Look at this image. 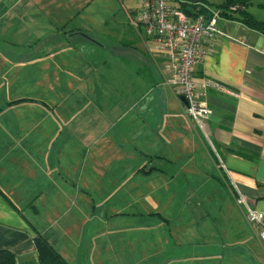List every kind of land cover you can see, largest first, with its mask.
Segmentation results:
<instances>
[{
    "label": "crops",
    "instance_id": "crops-1",
    "mask_svg": "<svg viewBox=\"0 0 264 264\" xmlns=\"http://www.w3.org/2000/svg\"><path fill=\"white\" fill-rule=\"evenodd\" d=\"M60 1L49 0L54 4ZM125 1L119 2L130 24L138 5L128 7ZM43 3L46 10L47 0ZM40 4L41 0H1L0 42L4 34L10 37L18 29L15 38L24 43L19 35L31 22L36 26L34 17L41 16L43 9ZM51 10L54 14L57 11ZM51 10L44 13L49 22L45 25L51 30L37 38L28 36L23 59L10 60L5 54L0 59V90L3 89L0 95V249L15 254L17 264H37L34 236L40 232L54 243L69 264H218V259L223 264H239L242 244L245 247L247 243H255L264 250L256 230L246 220V208L238 202L239 191L248 198L252 208L264 212V34L242 22L219 16L220 35L214 49L195 66V75L220 82L229 89V92L212 89L205 97L212 111L205 124L212 149L185 115L184 102L169 83L171 76L165 68V59L141 27L130 24L137 40L127 37L118 40L126 52L131 53L130 48L138 47L150 57L151 62H141V67H148L140 75L141 80L119 77L113 86L102 75L88 76L99 67L98 64L93 67L91 62H80V68L69 64L70 75L64 78L67 83L64 87L58 84L60 79L55 71L53 78L47 80V65L39 68L36 64L55 57L63 49H76L67 36L84 30L80 25L72 28H67L68 23L57 25L51 19ZM259 13L252 14L264 20ZM80 34L77 35L82 38ZM60 39H64V46L58 47ZM38 42L42 51L36 50L33 57L27 55ZM17 45L11 44L12 49ZM29 63L34 64L30 84L33 89L12 95L10 84L17 82L20 86L18 70ZM101 63L110 66L107 60ZM81 70H85L84 75H80ZM14 100L21 101L12 103ZM19 107L22 109L20 123ZM16 130L17 137L12 143L11 136ZM172 141L185 147V156L200 166L209 159L225 180L228 198L224 204L218 203L210 209L217 214L211 216L209 208L204 206L209 222L196 221L193 214L180 218L184 216L181 213L184 207L176 216L162 213V200L152 197L151 193L141 198L145 207L136 205L132 210L115 211L114 206H106L113 193L110 192L107 199L92 204L90 212L81 210L76 221L64 218L67 206L65 209L55 206L57 198L68 201L73 195L86 193L85 189L94 191L98 184L84 183L82 189L80 179L84 174L87 177L88 172L102 179L107 172L105 163H129L121 171L124 177L110 173L113 178L134 180L130 192L142 177L161 181L173 178L164 165L177 161L168 151ZM74 145L77 149L70 153ZM88 146L96 154H84ZM107 149L109 155H104ZM64 163L71 164L67 171L63 169ZM72 173L80 185L70 179ZM100 185L103 189L102 182ZM119 185H114L112 191ZM69 189L75 193H68ZM42 196L50 198L49 207L45 208L51 214L54 212L49 221L38 205ZM27 210L33 216L29 212L27 216ZM108 211L134 218L115 223L108 218ZM241 224L247 229L239 231L237 227ZM212 229L219 234L221 245H215L217 241L213 238L210 240ZM224 236L229 239L224 240Z\"/></svg>",
    "mask_w": 264,
    "mask_h": 264
},
{
    "label": "rangeland",
    "instance_id": "rangeland-1",
    "mask_svg": "<svg viewBox=\"0 0 264 264\" xmlns=\"http://www.w3.org/2000/svg\"><path fill=\"white\" fill-rule=\"evenodd\" d=\"M217 1L221 2L222 0H208V2L211 3L212 6L213 4L220 3ZM43 2L44 0H41V4H40L41 8H43L42 6L44 5ZM125 4L128 7L130 6L136 7V5H138L137 2H129V1H125ZM45 6H46V10L45 8L41 9L42 12L41 16L34 17V19L36 20V26H34V24L32 25L31 22L30 25L28 24V26H25L26 27L25 30L20 33L19 38L20 40L24 41V43H19L17 38H15L18 34V29L15 30V32L13 31L10 37L7 36V34H4V38L0 42V59L4 57V54L7 55V57L10 60L23 59L25 53L27 52L26 50L28 49L25 46V44H27L28 42V36L32 35V38L35 37L37 38L40 37L41 35L48 33L51 30V28L45 25V22L47 24H49V22L47 20L48 17L47 16L46 18L44 17V13L45 11L47 12L50 11L51 9H57L55 14L54 11L51 10L52 12L51 19L53 21L56 20L57 25H61L62 23L63 24L68 23L67 28L68 27L72 28L76 25L82 26L84 30L83 32H79V33L84 34L85 37L84 36L82 38L78 37L77 34L74 35L72 34L67 36L68 40L73 41L74 43L73 45L76 47L78 52L74 47L68 48L67 50L63 49L62 51H58L55 57H49V59L44 61L47 62L48 64L44 62L36 64L37 67L39 64V68H41L43 65H47L48 68L47 80H51V78H53L52 76L54 75V71H55L56 77L60 79L58 84L64 87V85L67 84L64 78L69 77L70 75L68 71V65L70 64L71 66L80 68L79 66L80 62H91L93 64V67L98 64L99 67H96V69L98 70L95 72H90L88 76L93 77L96 75H100V76L102 75V77H105L106 80L109 81L113 86H116V82L119 77L120 78L124 77V80L125 78L128 77L131 78L137 77L139 80H141L140 75L142 73H145L144 71L148 69V67L147 69L141 67L142 65L141 62H151V59L149 56L143 54L138 47L130 48L131 53H129L126 52L124 45L118 44L120 42L118 40L123 37H127L132 41H134V39L137 40V36L133 28L130 26L127 15L118 0H61L57 4H54L53 2H49V0H47ZM260 9L261 8H259L257 3L255 2L249 6V10L252 13H259L258 10ZM261 10L262 11H260L259 14H261V16H264V11H263L264 9ZM36 11L37 9L35 10V12ZM33 14L34 13H31L32 16ZM62 33L64 34V32ZM13 39L17 40V42H14ZM39 42L37 43V46L31 48L30 52L27 55H32L33 57L35 56L34 52L36 50L41 49L40 51H42L43 48H40L41 45ZM123 42H125V40ZM11 44L12 45L19 44L16 46L15 49L16 51L12 49ZM60 45L64 46V39H60V41L58 42V47ZM103 60H107L110 66L108 67L103 65L101 63L103 62ZM138 69L139 71L142 72H139ZM33 71H34V64H30V63L24 66V68L23 67L21 69L19 68L18 72L21 73V76L19 78L20 86L17 82H15L14 84H10L9 91L12 92V95H16V93L19 94L21 92L22 94H24L25 92H29V88L33 89V85H30L32 82L31 75ZM82 72L85 73V70H81L80 75L83 74ZM2 90L3 89L0 90V95L3 93ZM45 92L47 93L48 90L45 89ZM108 98H109V107H110L111 98L109 96ZM99 109L100 108L97 109L98 114H100ZM107 115L110 116V114ZM17 117H18L17 119L18 123H20L22 117V109L20 107L17 110ZM58 117L60 121L61 116L58 115ZM57 124L59 127V123ZM17 133L18 130L12 133L11 136L12 143H14L15 138L17 137ZM205 142L203 141L204 145L207 146L208 143L206 142L207 143L206 144ZM76 149L77 148L74 145L72 147V151L71 150L69 151L70 153H74ZM93 149L94 148H92V146H88V149L87 148L84 149V154L85 153L96 154V152L93 153ZM186 150L187 149L185 147L179 146L176 141H172V144H170L168 147V151L177 161L174 163H165L164 165L166 168L170 170L169 172L172 173L174 177L168 179L165 178L164 181H161L159 178L142 177L141 179L136 180L137 187L136 189L131 190V192L130 189L131 187H133L135 183L134 180L128 181L126 178L118 179V178H113L112 176V174H114L115 176L120 175L121 177H124V174H122L121 171H124L126 169V167L129 165L128 162L124 163L123 161H121L118 164L115 162L112 164L105 163V170L107 172H105L102 179L101 176L100 179H98L97 175H93L90 172H88L87 177L85 174L82 175L80 179V184H82L83 186L79 184L76 176H74V173H72L70 179L72 180L74 179L75 183L77 181L76 184L80 185L82 189H84V183H94L95 186L96 184H98V187L95 188L94 191L85 189L86 193H80V195H76V196L73 195V198L69 199L68 201L67 199L62 200L60 198H57L54 204L56 207H60L64 209L67 206L68 210L64 218L68 217L71 219V221H76L81 216V210L85 208L90 212L92 204H97L101 200L107 199V195L110 192L111 193L113 192L114 195L112 193L113 197L111 196V199L106 203V206L107 205L114 206L115 211L132 210L136 205H141L145 207L143 200H141V198L143 196H146L145 194L151 193L152 197H157L159 200H162L163 202L161 206L163 210L162 213H164L165 211L170 216L174 214L176 216L179 214L178 210L184 207L185 211L181 212L184 216L180 218H188L189 214H193L195 215L194 218L196 221L199 220L208 221L209 217H205L204 215L206 214L204 211V206H207L209 210L210 209L213 210L216 204L223 203L224 199L228 198V191L226 189L227 186L225 184V180L221 177L218 171H216L215 168L211 166L209 159H206V161H202L200 166L196 161L193 162L192 159H188V157L185 156ZM109 151H110L109 149L104 151L105 152L104 155H109ZM195 151H197L196 148ZM202 151L205 153V149H203V145H202ZM70 165L71 164L69 163H64V168H63L64 171L65 170L67 171ZM130 165H132V163H130ZM116 167H119V170ZM112 168H114V170ZM112 171L114 173H112ZM100 182L103 183V189L100 188L101 186ZM118 183H120L119 187L116 190L112 191L114 185H117ZM67 192L70 194L75 193L73 189L72 190L69 189L67 190ZM49 199L50 198L48 196L46 197L42 196L38 202V205L42 207V209L45 212L44 216L47 221H49L50 215L54 214V212L51 214L50 211L46 210L45 208L46 206L49 207V202H50ZM46 211L49 213H47ZM28 212L29 210H27L26 212L27 216L29 215ZM64 212L65 211L61 212L60 216ZM111 212L112 211L107 212L108 218L114 219L115 223L117 222L121 223L125 220H133L134 218L132 215H125V216L113 215V212H112L113 216H110ZM208 213H210L211 216H214L217 214V211L210 210V212ZM30 214L33 216L32 213ZM199 215H202V218H199L198 217ZM39 218L41 217L39 216ZM90 218L92 220L93 216H90ZM51 220H54V217H52ZM212 222L213 220L211 219L210 223ZM237 229L240 231L243 229L244 230L247 229V227L244 224L243 225L241 224L238 225ZM212 238L215 242L217 241V244L215 245H221L219 244V240H220L219 234L215 231V229H212V234L210 233V240ZM228 239H229L228 237L224 236V240H228ZM242 247H243L242 252L239 254L241 258H239L237 263L264 264V250L262 247L258 246L255 243L254 244L247 243L245 247L242 244ZM216 261L218 262V264H223L222 259H218ZM25 264H30V263H25ZM34 264L36 263L34 262Z\"/></svg>",
    "mask_w": 264,
    "mask_h": 264
},
{
    "label": "built area",
    "instance_id": "built-area-1",
    "mask_svg": "<svg viewBox=\"0 0 264 264\" xmlns=\"http://www.w3.org/2000/svg\"><path fill=\"white\" fill-rule=\"evenodd\" d=\"M124 2L125 0H119ZM138 10L130 19L134 27H141L165 59L170 85L178 98L184 99V112L213 149L205 124L212 111L205 101L209 90L229 92L222 83L195 75V66L212 52L216 38L219 14L211 8L200 6L192 12L181 8L180 0H135ZM234 188H236L234 186ZM238 202L246 208L247 222L256 230L264 244V212L249 205L248 198L238 191Z\"/></svg>",
    "mask_w": 264,
    "mask_h": 264
},
{
    "label": "trees",
    "instance_id": "trees-1",
    "mask_svg": "<svg viewBox=\"0 0 264 264\" xmlns=\"http://www.w3.org/2000/svg\"><path fill=\"white\" fill-rule=\"evenodd\" d=\"M254 2L259 7H264V0H223L220 3L213 4V6L208 0H180V5L182 9L188 12H192L198 6L202 8V12L206 10L204 9L206 7H213L221 17L242 22L246 26L264 34V20L256 18L249 10V6ZM77 34L80 33L77 32ZM18 101L21 100H14L12 103ZM34 245L37 264H69L57 250L54 243L43 233L36 232ZM0 264H17L15 254L7 249H0Z\"/></svg>",
    "mask_w": 264,
    "mask_h": 264
},
{
    "label": "water",
    "instance_id": "water-1",
    "mask_svg": "<svg viewBox=\"0 0 264 264\" xmlns=\"http://www.w3.org/2000/svg\"><path fill=\"white\" fill-rule=\"evenodd\" d=\"M82 35L85 36L84 34H82ZM182 101L185 102L183 98H182Z\"/></svg>",
    "mask_w": 264,
    "mask_h": 264
}]
</instances>
